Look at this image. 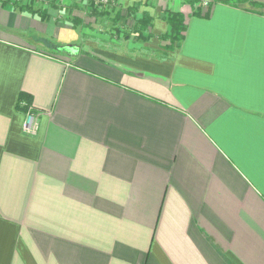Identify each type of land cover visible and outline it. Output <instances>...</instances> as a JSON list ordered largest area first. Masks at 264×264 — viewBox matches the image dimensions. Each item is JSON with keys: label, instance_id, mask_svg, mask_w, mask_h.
Returning <instances> with one entry per match:
<instances>
[{"label": "crops", "instance_id": "obj_1", "mask_svg": "<svg viewBox=\"0 0 264 264\" xmlns=\"http://www.w3.org/2000/svg\"><path fill=\"white\" fill-rule=\"evenodd\" d=\"M86 1L0 4V264H264V0Z\"/></svg>", "mask_w": 264, "mask_h": 264}, {"label": "trees", "instance_id": "obj_2", "mask_svg": "<svg viewBox=\"0 0 264 264\" xmlns=\"http://www.w3.org/2000/svg\"><path fill=\"white\" fill-rule=\"evenodd\" d=\"M33 1V0H32ZM239 1H246V0H239ZM27 6L33 7L30 4H26ZM98 6L95 7V10ZM212 7V4L208 6V8ZM32 9V8H30ZM211 8L208 10L205 14H210ZM134 12L133 10H129V13ZM45 17H47L48 12H44ZM119 15V14H118ZM119 16H117L118 18ZM132 18H130L131 20ZM186 19L187 15L180 11V12H171L166 15L167 22L169 23V31L166 34H162V40H170L171 42L177 41L178 43L183 38L185 32H186ZM118 20V19H116ZM133 20V19H132ZM153 27L152 18L146 14L145 16H142L140 18L135 19V25H134V31L138 32L139 37L142 40H148L151 37V29ZM28 95L22 94V98H27ZM29 100V99H28ZM28 102V101H27Z\"/></svg>", "mask_w": 264, "mask_h": 264}, {"label": "rangeland", "instance_id": "obj_3", "mask_svg": "<svg viewBox=\"0 0 264 264\" xmlns=\"http://www.w3.org/2000/svg\"><path fill=\"white\" fill-rule=\"evenodd\" d=\"M79 1H81V0H79ZM192 1H194V0H192ZM86 2H87L86 4H89L90 3V0H87ZM211 2H212V0H197L196 1V4H197L198 8H200V7H208ZM94 3L95 4H98V6L103 5L106 9H109L108 6H111L112 5V2H110L109 0H99V1L94 0ZM106 5H108V6H106ZM111 9H112V7H111ZM102 29H104V25H102ZM114 29H115V27H114ZM116 29H118L119 31H121V28L120 27H117L116 26ZM132 30H134V28ZM109 33H111V32H109Z\"/></svg>", "mask_w": 264, "mask_h": 264}, {"label": "built area", "instance_id": "obj_4", "mask_svg": "<svg viewBox=\"0 0 264 264\" xmlns=\"http://www.w3.org/2000/svg\"><path fill=\"white\" fill-rule=\"evenodd\" d=\"M20 1H23V0H0V4H3V3H12V4H16L17 2H20ZM26 128V131L30 132V133H34L37 129H38V124L36 123L35 126L30 124L29 126H25Z\"/></svg>", "mask_w": 264, "mask_h": 264}]
</instances>
